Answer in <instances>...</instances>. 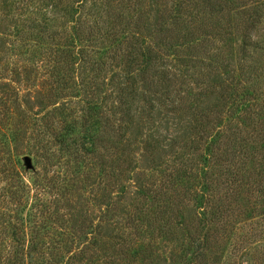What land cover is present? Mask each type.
Listing matches in <instances>:
<instances>
[{
  "label": "trees",
  "instance_id": "16d2710c",
  "mask_svg": "<svg viewBox=\"0 0 264 264\" xmlns=\"http://www.w3.org/2000/svg\"><path fill=\"white\" fill-rule=\"evenodd\" d=\"M132 4L136 6L130 9ZM126 8L134 21L120 14L115 18L128 26L122 35L124 52H110L92 64L82 47L72 52L68 44L56 42V34L38 32L52 56L67 60L64 66L82 61L83 77H77L86 81L88 99L78 124L83 134L75 136L76 126L66 125L70 131L55 144L78 156L76 160L81 144L80 157L94 161L101 175L112 171V187L121 188L113 198L105 189L100 195L99 224L84 249L90 264L106 251L116 260L127 259L132 240L113 235L114 230L121 234L123 226L125 233L134 223L141 231L139 223L147 217L154 224L176 221L196 203L201 213L195 210V218L183 217L178 223L199 226L196 236L184 240L192 257L179 264H209L231 222L250 231L243 237L247 244L232 253L240 260L252 258L253 252L264 256L262 227L252 223L249 204L254 200L257 208L262 203L264 210V0H127ZM232 44L236 48L226 54ZM85 72L90 76L84 78ZM60 78L51 83L68 82ZM64 88L53 86L52 97ZM223 111L233 127H227L219 141L212 132L222 126ZM99 149H112L113 167L107 156L96 154ZM134 169L139 172L133 187H123L126 174ZM158 169L164 171H158L159 178L141 181L147 171ZM76 216L79 226L89 223L82 211ZM39 254L29 250L28 264H35ZM233 262L240 264L235 256ZM259 262L264 264V258Z\"/></svg>",
  "mask_w": 264,
  "mask_h": 264
},
{
  "label": "rangeland",
  "instance_id": "374dc122",
  "mask_svg": "<svg viewBox=\"0 0 264 264\" xmlns=\"http://www.w3.org/2000/svg\"><path fill=\"white\" fill-rule=\"evenodd\" d=\"M108 4L112 5V13H109ZM118 5L119 10H116ZM135 6L132 4L130 9ZM126 7L127 0H0V230L3 232L0 264H28L27 254L31 249L40 253L35 264H90L88 250L86 253L84 249L91 237L89 233L99 224L100 195L105 189L113 198L121 188L112 187V171L101 175L94 161L80 157L82 148L77 144L80 138L75 141L78 160V156L64 152L58 143L55 144L64 131H70L66 125L76 126L75 136L83 134L78 124L88 99L86 81L81 78L82 61L64 66L67 60L61 62L52 56L46 49L44 36L38 32L45 34L46 30L56 34V42L68 44L72 52L78 53L82 47L92 64L110 52L118 56L124 52L126 44L122 35H126L125 27L128 26L119 24L115 18L120 14L125 21H134V16H127ZM234 47L232 44L225 53ZM77 73L81 77H77ZM89 76L90 73L85 72L84 78ZM60 77L68 82L51 83L54 79L59 81ZM53 86L65 87L56 98L52 97L56 90H50ZM221 117L222 126L212 132L219 141L227 127H233L224 111ZM113 153L112 149L107 153L99 149L96 154L107 156L108 166L113 167ZM196 162L203 163L199 159ZM163 169L147 171L141 181L159 178L157 173H163ZM138 172L137 169L128 172L123 187H133ZM169 173L170 170H166L165 174ZM249 204L254 211L252 223L262 227L258 228L261 246L264 245V210L260 208L262 203L258 202L257 208L254 200ZM196 206L197 203L191 204L183 216L175 218L176 221L154 224L152 218L147 217L139 223L144 227L141 231L134 223L125 233L123 226L121 234L114 230L113 235L122 238L124 234L132 240L127 259L116 260L105 250L106 253H99L93 263H188L193 251L188 247L190 251L187 252L184 240L186 236H196L199 226L193 224L187 228L178 223L183 217L195 218V210L201 213ZM78 210L89 222L82 227L76 216ZM139 232L144 233L137 234ZM14 233H18L17 238L12 236ZM246 233H250L248 226L243 230L242 224L231 222L216 256H209V264H233L234 256L240 264L260 263L259 259L264 258L262 253L253 252L252 258L243 260L232 253L234 248L247 244L243 239ZM151 255L152 261H148Z\"/></svg>",
  "mask_w": 264,
  "mask_h": 264
},
{
  "label": "water",
  "instance_id": "95a60500",
  "mask_svg": "<svg viewBox=\"0 0 264 264\" xmlns=\"http://www.w3.org/2000/svg\"><path fill=\"white\" fill-rule=\"evenodd\" d=\"M25 163H26V165L29 167L30 164H29V162H28L27 159L25 160Z\"/></svg>",
  "mask_w": 264,
  "mask_h": 264
}]
</instances>
